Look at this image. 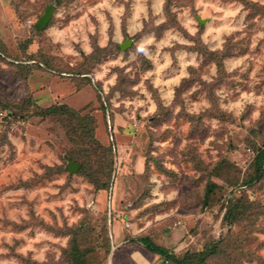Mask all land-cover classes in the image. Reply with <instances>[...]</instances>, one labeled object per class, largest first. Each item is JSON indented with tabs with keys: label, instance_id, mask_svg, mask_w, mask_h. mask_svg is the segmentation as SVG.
<instances>
[{
	"label": "rangeland",
	"instance_id": "rangeland-1",
	"mask_svg": "<svg viewBox=\"0 0 264 264\" xmlns=\"http://www.w3.org/2000/svg\"><path fill=\"white\" fill-rule=\"evenodd\" d=\"M0 105V264H264V0H0Z\"/></svg>",
	"mask_w": 264,
	"mask_h": 264
},
{
	"label": "trees",
	"instance_id": "trees-1",
	"mask_svg": "<svg viewBox=\"0 0 264 264\" xmlns=\"http://www.w3.org/2000/svg\"><path fill=\"white\" fill-rule=\"evenodd\" d=\"M0 107L4 108L2 105H0ZM65 110H66V112H68L69 107H67L65 105H61V106L53 105L51 107L44 109V113H46L45 111H48L49 113H53V114L54 113L61 114ZM71 116H75L73 118L75 120V122L74 123L71 122L72 131H76L79 129L81 131L88 132L87 136H88L89 141H90L89 147L86 149V151L84 150L81 152L80 167L85 166L86 163L88 162V160H87L88 152L89 151L90 152H96L95 151L96 147H100V148H102V151L104 152L103 155H104L105 160H106V162H104V165H106V166H104V168H106V170H108V168L111 166V153L108 152L109 151L108 148H104V147L99 146V144H97V142L95 140H93L92 135L90 133L91 129L89 128V125H90L89 120L90 119L88 118L86 120L85 117H80V116L78 117V116H76V112H73L71 114ZM88 149H89V151H88ZM90 152H89V154H90ZM74 158L75 157H73V159ZM251 167H252V175H251V178L249 181H254V180H257L258 178H260L262 175V172H263V168H264V145L255 151V154H254V157H253V160L251 163ZM103 172L105 173V169ZM106 173H107V171H106ZM102 176L105 177V174H102ZM91 179L95 183V185L99 186V187L104 186L105 183L107 182L105 179L98 180L97 177L96 178L91 177ZM137 241L140 244H142L143 247L146 248L148 251L160 255L162 257V259L165 261H171V262H175L177 264H195V261H192L191 259L184 257V256L179 257L176 254H174L172 251L168 250L167 248L153 243L147 237H139L137 239ZM198 259H199V261L202 260L203 255L199 256Z\"/></svg>",
	"mask_w": 264,
	"mask_h": 264
},
{
	"label": "water",
	"instance_id": "water-1",
	"mask_svg": "<svg viewBox=\"0 0 264 264\" xmlns=\"http://www.w3.org/2000/svg\"><path fill=\"white\" fill-rule=\"evenodd\" d=\"M52 9H53L52 5H49L45 8L43 14L36 20L35 22L36 26H38L39 28H44L46 26L47 22L51 17ZM126 46L127 44L125 42L120 44V48H125ZM77 168H78V163L67 158V164H66L67 171L74 172L77 170Z\"/></svg>",
	"mask_w": 264,
	"mask_h": 264
}]
</instances>
